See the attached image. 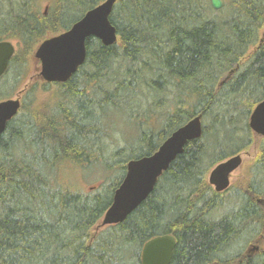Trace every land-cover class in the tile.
I'll return each instance as SVG.
<instances>
[{"label": "trees", "instance_id": "trees-1", "mask_svg": "<svg viewBox=\"0 0 264 264\" xmlns=\"http://www.w3.org/2000/svg\"><path fill=\"white\" fill-rule=\"evenodd\" d=\"M42 1L0 0V40L15 42L0 77L9 88L43 39L103 0H46V10ZM222 3L117 0L114 44L89 37L67 81L37 73L23 88L0 135V264H141L144 243L162 234L176 240L169 264H264V137L240 184L216 192L208 183L216 164L250 150L249 117L264 99V0ZM38 87L50 92L44 103ZM117 115L134 137L111 148ZM195 115L201 137L124 221L93 232L127 161L153 153ZM72 165H98L105 177L80 191L63 172Z\"/></svg>", "mask_w": 264, "mask_h": 264}, {"label": "water", "instance_id": "water-1", "mask_svg": "<svg viewBox=\"0 0 264 264\" xmlns=\"http://www.w3.org/2000/svg\"><path fill=\"white\" fill-rule=\"evenodd\" d=\"M117 0H103L89 9L68 29L43 39L36 47L33 58L39 63L38 77L48 83L65 82L86 57L85 42L94 37L103 45L117 41V32L109 20ZM214 9H220L222 0H210ZM46 10V7H45ZM264 37V34H263ZM15 52L10 40H0V77L6 72ZM56 56L53 57L52 53ZM23 89L13 98L0 100V135L6 124L18 112ZM264 99L258 102L249 117V127L254 134L264 137ZM202 135L201 116L195 115L174 130L149 155L133 158L126 163L125 175L115 189L112 202L104 212L96 230L120 223L134 211L152 192L158 178L170 163L180 155L185 145ZM242 154H236L216 164L208 174V183L216 192L226 190L231 183L230 176L240 168ZM176 245L171 234L157 235L147 240L141 250V264H169Z\"/></svg>", "mask_w": 264, "mask_h": 264}, {"label": "rangeland", "instance_id": "rangeland-1", "mask_svg": "<svg viewBox=\"0 0 264 264\" xmlns=\"http://www.w3.org/2000/svg\"><path fill=\"white\" fill-rule=\"evenodd\" d=\"M41 3V9L45 8L47 3L46 0L42 1ZM223 4V3H222ZM264 30V27H263ZM12 42L15 44V42L12 40ZM39 63L34 60L29 61V65L27 68H24L21 78L20 76L19 81L15 83L14 76L11 74V76L8 79V82L10 84V88L8 83L4 84L0 83V93H6L9 91H12L13 94L9 98H13L16 96L18 92H20L24 87L32 85V83L35 82L37 79L35 76L38 73ZM16 84L15 89H11L13 85ZM14 88V87H13ZM50 92H46L38 87V90L36 91V98L38 101H42V103L47 101V98L50 96ZM118 116V115H117ZM115 124L113 126V131L111 132V139L109 140V145H111V148H115L116 146H122L125 141L122 139H128L132 140V137H134L132 134V130L127 127L125 124L126 121L123 119V117L118 116L115 118ZM157 122H153L151 125H154ZM117 124V125H116ZM158 125V124H156ZM261 137L255 134V142L247 152H242V164L238 170H236L231 176V183L230 186L233 184H240L241 180H244V178L249 173V164L251 163L252 159L255 157L257 152L258 144L260 143ZM112 142V144H110ZM119 143V144H117ZM117 144V145H116ZM65 174V178L67 180L72 181V183L75 185L73 186L76 189H79L80 191L87 192L90 190H93L95 186L100 184V182L103 181V178L105 177V174L101 167L98 165H89V166H79V165H72V166H66V168L63 170ZM69 181V182H70ZM97 225L95 226L93 232H97L96 230ZM246 248L244 249V251Z\"/></svg>", "mask_w": 264, "mask_h": 264}, {"label": "snow or ice", "instance_id": "snow-or-ice-1", "mask_svg": "<svg viewBox=\"0 0 264 264\" xmlns=\"http://www.w3.org/2000/svg\"><path fill=\"white\" fill-rule=\"evenodd\" d=\"M52 56L55 57V56H56V53L53 52V53H52ZM262 119H264V116H262Z\"/></svg>", "mask_w": 264, "mask_h": 264}]
</instances>
